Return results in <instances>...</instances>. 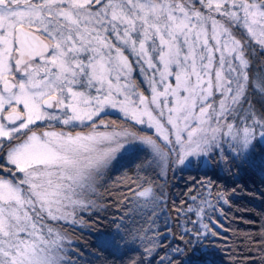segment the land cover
Instances as JSON below:
<instances>
[{
    "label": "snow or ice",
    "instance_id": "snow-or-ice-1",
    "mask_svg": "<svg viewBox=\"0 0 264 264\" xmlns=\"http://www.w3.org/2000/svg\"><path fill=\"white\" fill-rule=\"evenodd\" d=\"M0 264H264V0H0Z\"/></svg>",
    "mask_w": 264,
    "mask_h": 264
},
{
    "label": "trees",
    "instance_id": "trees-1",
    "mask_svg": "<svg viewBox=\"0 0 264 264\" xmlns=\"http://www.w3.org/2000/svg\"><path fill=\"white\" fill-rule=\"evenodd\" d=\"M249 190H251V182H249ZM245 199L238 200V204L243 205V209L241 211H237L236 215L241 216L242 219L236 221H224V223L232 229L238 230H250L251 224L250 222L256 218V211L260 207L259 197H248L247 193L242 194ZM224 232V236H231V232H225L223 229L221 230ZM87 235V233H85ZM223 238H221V243H223Z\"/></svg>",
    "mask_w": 264,
    "mask_h": 264
}]
</instances>
